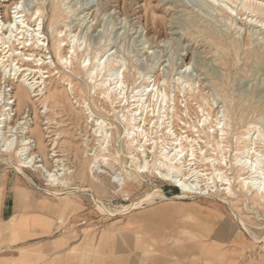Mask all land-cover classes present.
<instances>
[{
	"label": "rangeland",
	"instance_id": "rangeland-1",
	"mask_svg": "<svg viewBox=\"0 0 264 264\" xmlns=\"http://www.w3.org/2000/svg\"><path fill=\"white\" fill-rule=\"evenodd\" d=\"M215 1L218 2L212 3V0H7L3 3L2 1L0 21L4 17L3 10L16 2H19L26 19L37 9L43 12V29L49 40V51L54 63L50 66L51 74H44V77L49 76L46 79V86L51 90H57L61 99L56 105L49 102L47 110L43 111L42 105L37 101L38 98L34 97L26 112L28 111L29 120L32 119L33 114H37L36 120L42 130L40 137L43 141L42 154L45 159L52 143H55L59 158L64 160L73 174L64 177V186L59 184L52 186L40 173L23 168L18 171L16 159L9 165H0V173L18 174L22 171L20 173L22 176L26 174L28 177L40 178L36 187L52 197L64 198L69 206L72 205V210L74 201H77L78 211L89 213V225L94 222L102 224L124 220L135 212L155 207L164 201H169L168 205L174 203L175 206L186 204V206L217 208L222 213V217L219 215L221 220L218 223L233 226L234 233L228 231L223 234L222 244L220 247L218 245V249L216 248V255L224 257L228 251L235 255L243 254L241 257H244L248 264H264V203L254 198L253 193L241 195L237 191L233 198L224 200L219 192L213 190L211 199H185L187 196L176 194L170 187L160 188L159 184H156L157 187L152 185L156 178L150 170L145 172L148 174L144 177L145 182L138 176L135 182L127 185L124 194L116 193L110 188L108 176L100 178L105 184L103 190L98 189L97 184L90 181L88 169L94 159L100 161L103 157H109V162L118 172L125 168L128 170L129 160L124 158L123 154L128 155L129 151L125 139L120 138L122 126L115 122L116 117L124 113V109L118 102L120 100L112 103L110 102L112 99L106 101L98 90L88 95L87 87L90 90L92 84L82 72L77 73V63H73L72 70L60 66L51 48L49 21L52 11L58 10L56 31L61 34L59 38L68 44L70 36L75 34L76 37L73 39L79 46V55L84 56L86 53L94 62L97 52L107 47L110 49L111 56L108 60L110 59L111 63L120 58L118 61L120 65L125 62L122 65L126 68L123 75L129 90L128 94L138 85L150 84L149 89H152L155 84L157 103L162 101V94L167 95L169 110L163 109V106L158 109V104L153 102L155 107H148L147 123L149 119L152 121L156 119L157 112L164 117L176 112V123L179 124L180 118L184 117L189 129L194 125L198 126V120L207 115H209L206 118L207 125H212L214 128L227 122L228 127L223 128L225 131L223 144L226 148L218 153L219 156L221 154L224 156L221 166L224 165L223 169L226 171L225 163L233 161L248 143V139H245L248 130L251 134L254 133L256 136L257 133L264 138V27L260 26L264 17L256 18L248 10L232 5L226 0ZM257 1L264 2V0ZM222 8L224 10L233 8V16L229 19ZM29 24L33 28L34 24L32 22ZM15 35L16 32L13 33L12 41L8 46L13 44L14 48L20 51L22 45L19 43L22 40L18 43L14 38ZM28 44L29 42L22 51L27 53L32 51V47ZM66 49L67 45L65 51ZM85 49L88 52H85ZM31 66L35 68L34 65ZM108 68L111 70V67ZM84 104L90 107L94 116L102 118L108 127L111 125L109 128L112 139L110 138L111 142L106 147L107 151L97 144L98 138L92 134L93 123L87 122V116H84V109L81 108H84ZM12 118L8 122L9 126H14L15 122L20 120L19 116ZM153 127L152 124L146 125L148 134L155 139L159 138L163 126L159 129L160 132ZM15 132L18 133L19 129ZM33 137L35 139V136ZM261 140H254L256 149L264 151V141ZM46 163L51 166L49 160ZM80 173H83L82 176H77ZM227 175L231 178L235 177V168L234 171L228 168ZM156 176L160 178L159 175ZM191 184L194 186L193 183ZM206 218L207 220L201 221L191 215L176 218L173 223L189 224L190 230L186 233L190 236V241H197V234L204 236L207 255H210L215 254L211 251L213 249L211 241H213L216 221L212 216ZM86 222L85 218L79 220L78 224L85 226ZM197 224H202L203 227L198 229L203 230L193 231L197 229L195 227ZM241 241L244 245L242 252L239 251Z\"/></svg>",
	"mask_w": 264,
	"mask_h": 264
},
{
	"label": "bare ground",
	"instance_id": "bare-ground-1",
	"mask_svg": "<svg viewBox=\"0 0 264 264\" xmlns=\"http://www.w3.org/2000/svg\"><path fill=\"white\" fill-rule=\"evenodd\" d=\"M2 1L4 3L7 0H0V9L2 8ZM226 1L232 5L240 6L248 10L256 18L264 17V2L257 0ZM213 2L216 3L218 1L212 0ZM19 5V2H16L7 6L3 10V20L1 18L0 21V165H9L16 159L18 162V171L21 170L20 168H23L38 174L40 173L49 185L57 186L59 184L61 186L65 183L63 182L64 177L71 176L73 171L65 165L63 159L59 158L55 143H52L51 148L48 150L49 154L46 157L47 159H45L42 154L43 141L40 137L42 130H40V125L36 120L37 114L35 113L36 116L33 114L32 119H30L32 122L30 123L28 111L26 112L31 103V99L34 97L38 98L36 99L42 105L43 111L47 110V104L49 102L56 105L61 99L57 90H51V88L46 86V79L49 76L44 77V74H51L52 70H50V66L54 65V63L49 51V40L43 29V12L37 9L26 19ZM232 9H223V12L229 19L233 16ZM58 15V10L52 11L49 25L51 28V48L60 66L71 69L73 63H77V73L82 72L84 77L89 79L92 84L90 90L87 87L88 95L98 90L106 101L112 99L110 101L112 103L115 100H120L118 102L124 109V113L117 116V121L115 119L114 121L122 126V137L120 136V138L125 139L126 147L129 151L128 155L122 154L124 158L129 160L128 170H125V168L118 172L113 167V164L109 162V157H103L100 161L94 159L89 165L88 174L90 181L97 184L98 189L103 190L105 188L104 182L100 180L101 176L104 178L108 176L107 181L109 182L110 188L115 190L114 192L116 193L124 194L127 190V185L130 182H135L141 171L148 172L150 170L155 175H159L162 180L171 183L173 186H178L181 190L180 194L184 196H187L185 193L186 189L179 180L189 179L191 181L192 178L193 187L198 189V193H205L206 191L212 193L215 190V192L220 193V196H223L224 200L233 198L237 191L241 195L253 193L254 198L264 203V151L256 149V143L254 141H257V139L260 141L263 139L264 141V138L260 134L257 135L256 133L255 136L254 133L251 134L248 130L245 136V139H248V143L244 145L243 149L238 153V156H235L233 161L225 163L226 171L223 168L217 167L218 164L220 166L223 164L222 160L224 157L222 155L210 163L211 169L209 173L192 168V165H194L192 164V160L198 159L191 149H188L184 153V147L180 144H175L170 150H167L158 145L145 128L147 124H152L156 130L163 126V115L157 112L156 119L154 121L149 119L148 123L146 122V115L148 107H155L153 102L156 105L158 104V109L163 106V109L169 110L170 106L168 105L169 99L167 95L165 93L162 94V101H158L157 103L154 92L155 84H153L152 89H149L150 84L146 86L138 85L135 88L131 87V92L128 94L129 90L124 82L123 75L126 68L125 65H122L125 62L120 65L118 62L120 58L118 61L111 63V60H108V57L111 56L109 54L110 49H107V47L97 52L94 62L91 61L86 53L84 56L83 54L79 55V46L76 45V41L73 39V37H76L75 34L70 36L68 44L59 38L61 34L56 31V19ZM31 22L34 24L32 26L33 28L30 27L29 23ZM260 24V26L264 27V19H262ZM65 27L67 28L66 25ZM15 32L17 34L14 36L15 40L17 42L22 40V42H18L22 45L19 49L20 51L15 49L13 44L8 46ZM28 42V45L32 47L30 53L22 51ZM66 45L67 49L65 51ZM5 48L7 49L6 51ZM84 51L86 52L87 50L85 49ZM108 67H111V70ZM106 70L107 75L105 76L104 73ZM145 92L148 93L144 94ZM78 106H80V103ZM81 108L84 109L83 114L87 116V122L93 123L92 134L98 138L96 141L99 143L97 144L103 150L106 149L107 151L106 147L109 146L112 139L111 128H109L111 125L109 124L110 126L108 127L102 118L94 116L88 105L84 104V108ZM64 109L62 108V110ZM172 109L174 112V103ZM43 111L41 112L44 113ZM15 116H19L20 120L18 122L16 121L14 126H9L8 122ZM48 120L47 122H49ZM224 120H226V117H224ZM226 124L227 122L219 125L220 127L218 128L221 134H224L223 128L228 127V124ZM16 129H19L18 133L15 132ZM33 136H35V139ZM102 152L101 154L104 153ZM91 153L93 154V152ZM91 153L90 155H92ZM181 153L184 157L181 156ZM47 160L51 163L50 167L46 163ZM203 160L204 163L211 161L209 158H204ZM228 168L233 169V171L235 168V177L231 178L227 175ZM82 174L80 173L77 176L81 177ZM24 177L31 181L26 174H24ZM204 177L206 181L201 184L202 181L200 178ZM81 225L83 224H78V226Z\"/></svg>",
	"mask_w": 264,
	"mask_h": 264
},
{
	"label": "crops",
	"instance_id": "crops-1",
	"mask_svg": "<svg viewBox=\"0 0 264 264\" xmlns=\"http://www.w3.org/2000/svg\"><path fill=\"white\" fill-rule=\"evenodd\" d=\"M18 174L0 173V264H248L243 254L216 255L223 234L234 233L233 226L218 223L217 208L164 201L124 220L89 225V213L79 212L77 201L72 210L64 198L36 187L40 178ZM191 215L201 221L215 217V254L207 255L204 236L190 241L189 224L173 223ZM85 218L87 225L78 226ZM195 227L203 230L202 224Z\"/></svg>",
	"mask_w": 264,
	"mask_h": 264
},
{
	"label": "built area",
	"instance_id": "built-area-1",
	"mask_svg": "<svg viewBox=\"0 0 264 264\" xmlns=\"http://www.w3.org/2000/svg\"><path fill=\"white\" fill-rule=\"evenodd\" d=\"M175 117H177L176 112L170 113L168 117H164L165 121L163 124V128L161 129L163 131L159 138L153 139L157 142L158 145L166 148L167 150H170L171 147L175 144H180L182 147H184V153L188 149H191L198 159L192 160V164H194L192 165V168H197L198 170H203L204 173H209L210 163L213 160L218 159L220 157L218 153L220 151L222 152L223 148H226V146L223 144L225 140V131L224 134H221L219 128H214L212 125H207V121L205 119L206 117H202V119H199L198 126L194 125L192 129H189L186 126L188 125V123L184 117L180 118L179 124L176 123ZM221 155L223 156V154ZM181 156L184 157L183 154ZM204 158H209L211 159V161L209 163H204ZM217 167L223 168L224 165L220 166V164H218ZM147 175V173L141 171L139 173V178L145 182L144 177H147ZM154 177L156 178V181H154V184L152 185H154L155 187H157V185L159 184L160 188H164V186H167L174 189L176 194L181 193V190L178 186L170 185L167 182L162 181L156 175H154ZM200 180L202 181L201 184L206 181L205 177L200 178ZM179 181L186 189L185 193L187 194V197L185 199H211L212 193L210 191H206L205 193H198V189L193 187L191 184L192 178L191 181H189V179H180ZM58 224H60V221H57V225Z\"/></svg>",
	"mask_w": 264,
	"mask_h": 264
}]
</instances>
